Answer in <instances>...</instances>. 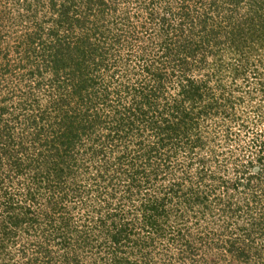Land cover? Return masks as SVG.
<instances>
[{
  "label": "trees",
  "instance_id": "obj_1",
  "mask_svg": "<svg viewBox=\"0 0 264 264\" xmlns=\"http://www.w3.org/2000/svg\"><path fill=\"white\" fill-rule=\"evenodd\" d=\"M257 95L264 0H0V264H264Z\"/></svg>",
  "mask_w": 264,
  "mask_h": 264
},
{
  "label": "rangeland",
  "instance_id": "obj_2",
  "mask_svg": "<svg viewBox=\"0 0 264 264\" xmlns=\"http://www.w3.org/2000/svg\"><path fill=\"white\" fill-rule=\"evenodd\" d=\"M120 73H122L123 71L119 70ZM118 73V75L120 74ZM140 76H142L144 74V71H142L141 73H138ZM260 95H257L255 97L254 100H249L248 98H245L243 100V102H237L236 106H237V111L239 114H241L244 118L247 117L248 118V124L251 127L250 129V133H241V136L243 137V141H248V139H252V135H254V137H258L259 135H263L264 134V121L261 123L258 121V119L256 118L257 113L254 111V107L256 106H264V98L259 97ZM247 134V135H246ZM241 137V138H242ZM244 137H248V139H245ZM249 139V140H250ZM242 143V142H240ZM235 144H233L234 146Z\"/></svg>",
  "mask_w": 264,
  "mask_h": 264
}]
</instances>
